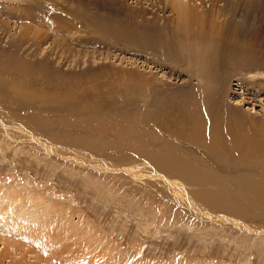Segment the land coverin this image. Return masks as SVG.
I'll return each mask as SVG.
<instances>
[{"label":"rangeland","instance_id":"rangeland-1","mask_svg":"<svg viewBox=\"0 0 264 264\" xmlns=\"http://www.w3.org/2000/svg\"><path fill=\"white\" fill-rule=\"evenodd\" d=\"M165 1L0 0L3 264H264V0Z\"/></svg>","mask_w":264,"mask_h":264},{"label":"bare ground","instance_id":"bare-ground-1","mask_svg":"<svg viewBox=\"0 0 264 264\" xmlns=\"http://www.w3.org/2000/svg\"><path fill=\"white\" fill-rule=\"evenodd\" d=\"M165 2H167L168 6L172 9L175 10L177 12V15L179 16V18L181 19V23L184 22L183 20L189 19L190 16L193 15V13H189L187 12L188 10V0H166ZM193 4V3H192ZM198 5V3H196ZM193 18V16H192ZM224 35V34H222ZM15 222V221H14ZM12 246H8L7 248H11ZM2 249V248H1ZM7 257L9 258V261L11 259H13L14 257V253L12 248L10 250H6L1 252L0 251V264H3V260L4 261H8Z\"/></svg>","mask_w":264,"mask_h":264}]
</instances>
